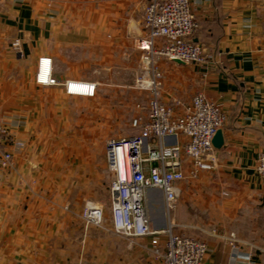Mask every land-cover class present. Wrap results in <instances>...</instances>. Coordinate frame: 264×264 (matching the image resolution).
Here are the masks:
<instances>
[{"label":"crops","instance_id":"obj_1","mask_svg":"<svg viewBox=\"0 0 264 264\" xmlns=\"http://www.w3.org/2000/svg\"><path fill=\"white\" fill-rule=\"evenodd\" d=\"M147 2L0 0V122L14 139L27 125L30 134L28 152L0 174V264H158L148 240L117 235L107 217L102 227L82 219L86 201H108L110 131L97 120L112 105L109 91L133 90L143 71L137 41ZM192 8L193 40L214 62L161 59L162 98L189 103L203 93L228 119L214 170L193 175L186 160L178 232L207 241L203 264H249L248 255L264 264V181L256 171L264 152V5L194 0ZM41 58L52 60L56 84L37 82ZM69 80L95 84V95L68 93ZM125 97L146 105L149 93ZM149 205L153 224L164 226L161 192Z\"/></svg>","mask_w":264,"mask_h":264},{"label":"built area","instance_id":"obj_2","mask_svg":"<svg viewBox=\"0 0 264 264\" xmlns=\"http://www.w3.org/2000/svg\"><path fill=\"white\" fill-rule=\"evenodd\" d=\"M259 1L264 5V0ZM193 3L194 0H148L143 16L144 34L138 39L137 48L149 68L137 79V86L146 89L149 98L146 105H138L141 113L132 120L138 132L110 138L106 143L113 231L131 242L148 240L145 247L158 264L204 262L207 241L178 232L183 226L175 217L180 195L178 183L187 178L184 169L187 159L193 164V175L200 170H214L218 158L213 138L228 119L226 112L203 93L195 94L189 103L180 99L167 103L162 98L161 59H180L205 68L214 62L193 40L198 28ZM19 45L17 40L14 46ZM36 80L44 85L57 83L52 76L51 59L39 60ZM65 87L73 95L92 97L96 92L95 84L83 81L69 80ZM18 147L7 125L0 122V174L14 168V151ZM256 171L264 181V152L257 160ZM154 191L161 192L163 197L165 225L161 227L153 224L149 205ZM105 218L104 204L86 201L82 211L86 224L102 227ZM246 259L255 264L251 255Z\"/></svg>","mask_w":264,"mask_h":264},{"label":"rangeland","instance_id":"obj_3","mask_svg":"<svg viewBox=\"0 0 264 264\" xmlns=\"http://www.w3.org/2000/svg\"><path fill=\"white\" fill-rule=\"evenodd\" d=\"M14 43H13V45H14ZM142 57H143V53L141 55V58ZM141 63H142L141 69L143 71L140 74H137V77H136L135 82H134V89L133 90L109 91L110 93H112L111 96L109 97V99H111L110 103H112V105L111 104L107 105V103H105L103 107H104V110L106 112H104L102 117L97 120V121L102 122L104 127L107 126L109 128L110 136H109V138H107V141L110 138L128 137V136H131V135L136 134L138 132V130L133 127L132 120H133L134 116L140 112L138 109V105L143 106L144 104H142V102L137 101V100L133 101L132 103L129 102L125 97V93L139 92L140 94H142V93H144L146 95L148 94V91L146 89H142L141 87L137 86V79L139 77L143 76L145 74V72L147 71V69L149 68V65H147V64H146L147 68L146 69L143 68L145 65L143 58L141 60ZM106 92L107 91H104V90L101 91V93L104 95V97H107ZM107 111H110V112L107 113ZM109 114H112L111 120H107ZM27 127H28V129L26 130L27 133H26L25 137L15 139L16 142H18V144H19V147H18L19 150H15V151L13 150L14 151V163H15V159L17 156L22 155V154L24 155L28 152V149H29L28 147L30 145V136H29L30 134H29V126L27 125ZM22 130L24 131V129H22ZM110 179H111V176H110ZM107 197H108V201L104 200L106 202H103L102 204H104V206H105L107 219L111 220V206H110V202H109V194Z\"/></svg>","mask_w":264,"mask_h":264},{"label":"water","instance_id":"obj_4","mask_svg":"<svg viewBox=\"0 0 264 264\" xmlns=\"http://www.w3.org/2000/svg\"><path fill=\"white\" fill-rule=\"evenodd\" d=\"M174 61L178 63H185L180 59H174ZM224 143H225V140H224L223 129H219L213 138V146L215 149H222V147L224 146Z\"/></svg>","mask_w":264,"mask_h":264},{"label":"bare ground","instance_id":"obj_5","mask_svg":"<svg viewBox=\"0 0 264 264\" xmlns=\"http://www.w3.org/2000/svg\"><path fill=\"white\" fill-rule=\"evenodd\" d=\"M82 94L84 93V92H81Z\"/></svg>","mask_w":264,"mask_h":264}]
</instances>
